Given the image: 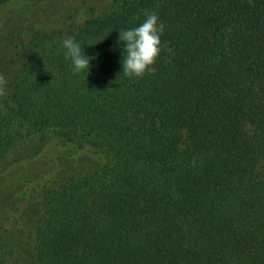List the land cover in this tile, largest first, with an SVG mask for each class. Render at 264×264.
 Returning a JSON list of instances; mask_svg holds the SVG:
<instances>
[{
	"label": "trees",
	"instance_id": "trees-1",
	"mask_svg": "<svg viewBox=\"0 0 264 264\" xmlns=\"http://www.w3.org/2000/svg\"><path fill=\"white\" fill-rule=\"evenodd\" d=\"M101 2L77 26L28 27L0 103V158L50 131L108 159L44 188L34 264H264V0ZM153 12L155 70L128 78L118 30Z\"/></svg>",
	"mask_w": 264,
	"mask_h": 264
},
{
	"label": "rangeland",
	"instance_id": "rangeland-1",
	"mask_svg": "<svg viewBox=\"0 0 264 264\" xmlns=\"http://www.w3.org/2000/svg\"><path fill=\"white\" fill-rule=\"evenodd\" d=\"M101 1L105 0H11L0 7V103L9 96V83L20 64L17 51L30 34L28 27L58 28L69 21L77 26L99 11ZM90 5L94 12L88 10ZM59 6L76 9L74 18L69 20L63 11L60 18L55 14ZM107 161L99 149L79 148L50 131L30 135L0 158V249L10 264H34L32 248L44 188L71 175L91 173Z\"/></svg>",
	"mask_w": 264,
	"mask_h": 264
},
{
	"label": "clouds",
	"instance_id": "clouds-1",
	"mask_svg": "<svg viewBox=\"0 0 264 264\" xmlns=\"http://www.w3.org/2000/svg\"><path fill=\"white\" fill-rule=\"evenodd\" d=\"M163 31L164 25L154 12L147 14L138 26L118 30L117 43L124 53L122 68L126 77H142L155 70L152 65L160 52ZM60 48L65 59L70 60L73 73L89 72L92 57L85 54L75 37L66 36L60 41Z\"/></svg>",
	"mask_w": 264,
	"mask_h": 264
}]
</instances>
